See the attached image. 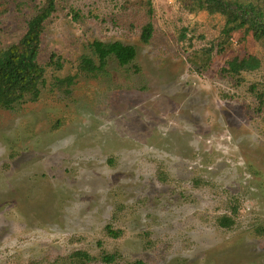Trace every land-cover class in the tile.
<instances>
[{
  "label": "rangeland",
  "instance_id": "1",
  "mask_svg": "<svg viewBox=\"0 0 264 264\" xmlns=\"http://www.w3.org/2000/svg\"><path fill=\"white\" fill-rule=\"evenodd\" d=\"M43 1L0 0V51ZM202 1L56 0L40 96L0 108V264H264V36ZM95 41L137 56L82 69Z\"/></svg>",
  "mask_w": 264,
  "mask_h": 264
},
{
  "label": "trees",
  "instance_id": "2",
  "mask_svg": "<svg viewBox=\"0 0 264 264\" xmlns=\"http://www.w3.org/2000/svg\"><path fill=\"white\" fill-rule=\"evenodd\" d=\"M202 7L211 12H220L226 16L224 31L229 35L232 31L246 28L257 38L264 36V10L255 3V0H203ZM56 10V0H44L38 7L36 14L28 21V29L22 39L0 51V108H9L14 103L23 100L28 95L34 99L41 93L40 85L45 81V68L38 61L41 37L45 22ZM153 25L148 23L143 27L141 39L148 42L153 35ZM101 65L95 66L93 60L84 58L82 69L95 70L103 67L110 56L116 57L121 65H128L137 56L135 46L125 45L122 42L93 43ZM260 60L256 56L244 59L247 70L256 69ZM262 95V94H261ZM233 222L230 217H223L221 224L227 226ZM109 233L117 236L109 228ZM82 263L92 258L84 252H76ZM104 260L112 261V256H105Z\"/></svg>",
  "mask_w": 264,
  "mask_h": 264
}]
</instances>
